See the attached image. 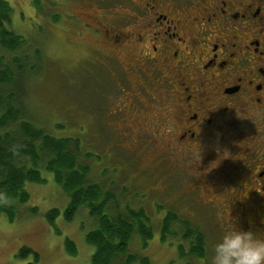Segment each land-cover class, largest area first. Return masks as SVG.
Wrapping results in <instances>:
<instances>
[{"label":"flooded vegetation","instance_id":"flooded-vegetation-1","mask_svg":"<svg viewBox=\"0 0 264 264\" xmlns=\"http://www.w3.org/2000/svg\"><path fill=\"white\" fill-rule=\"evenodd\" d=\"M72 17L108 91L98 135L153 139L206 219L264 238V0H93Z\"/></svg>","mask_w":264,"mask_h":264},{"label":"rangeland","instance_id":"rangeland-1","mask_svg":"<svg viewBox=\"0 0 264 264\" xmlns=\"http://www.w3.org/2000/svg\"><path fill=\"white\" fill-rule=\"evenodd\" d=\"M7 1L12 12L3 27L23 36L25 42L17 51L0 47V66L10 65L15 71V81L5 87V93L16 94L25 119L56 137L79 140L87 159L83 161L91 166L89 182L120 193L108 213L126 215L128 207L145 210L154 236L144 248L142 238L135 234L129 247V254L137 258L132 264H140L142 257H148L151 264H211L212 245L226 220L206 219V210L193 207L187 175L165 168L161 148L153 139L133 136L132 143L138 140L128 147L116 137L98 135L96 110L100 102H106L108 91L95 82V71L97 77L103 71L94 67L95 49L82 37L85 29L80 21L72 17L93 0ZM165 162L171 163L167 158ZM43 176L48 180L45 184H26L30 200L20 205L14 222L6 215L0 218V264H91L95 249L86 242V233L97 224L96 219L83 209L72 221L65 220L71 196L51 174L43 172ZM116 205L119 210L114 209ZM53 209H59L61 215L50 222L47 214ZM169 212L179 220L171 225L163 242L162 229ZM189 227L205 235V258L182 255L180 246L187 251L190 248L185 238ZM66 238L76 244L77 255L67 252ZM24 247L38 252L40 260L34 254L22 258ZM116 264L129 263L123 257Z\"/></svg>","mask_w":264,"mask_h":264},{"label":"trees","instance_id":"trees-1","mask_svg":"<svg viewBox=\"0 0 264 264\" xmlns=\"http://www.w3.org/2000/svg\"><path fill=\"white\" fill-rule=\"evenodd\" d=\"M11 12L9 2L0 0V47L17 51L24 44V37L2 24ZM14 81L12 66H0V218L6 215L10 222H14L20 205L30 200L26 184L47 183L43 172H48L55 183L71 196L64 212L65 220L72 221L83 209H87L97 221L86 233V242L95 249L91 264H116L123 257H127L129 264L134 263L137 258L129 254V247L135 234L142 238L144 248L154 236L147 213L144 209L130 207L126 215L108 213L118 203L120 193L117 195L114 191H106L101 183L89 182L91 166L83 161L85 156L81 153L79 140L56 137L24 118L16 94L5 93V87L11 86ZM114 209L119 210V205ZM60 215L59 209H53L47 214V219L51 222ZM178 220L179 217L173 212L165 217L161 237L163 242L167 240L171 225ZM57 233L62 234L60 231ZM185 235L190 241V248L187 251L180 246L182 255L205 258V235L199 229L190 227ZM65 244L68 253L77 255L76 244L70 238H66ZM29 254H34L37 261L40 260L38 252L30 248L24 247L20 251L22 258ZM140 264L151 263L148 257H142Z\"/></svg>","mask_w":264,"mask_h":264},{"label":"clouds","instance_id":"clouds-1","mask_svg":"<svg viewBox=\"0 0 264 264\" xmlns=\"http://www.w3.org/2000/svg\"><path fill=\"white\" fill-rule=\"evenodd\" d=\"M211 264H264V238L237 226L224 228L212 245Z\"/></svg>","mask_w":264,"mask_h":264}]
</instances>
